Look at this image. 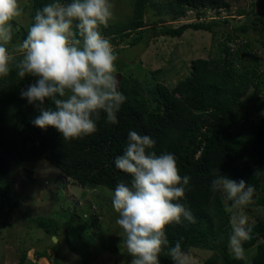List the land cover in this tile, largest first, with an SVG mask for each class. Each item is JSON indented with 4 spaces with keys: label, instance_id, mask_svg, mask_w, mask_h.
Wrapping results in <instances>:
<instances>
[{
    "label": "trees",
    "instance_id": "16d2710c",
    "mask_svg": "<svg viewBox=\"0 0 264 264\" xmlns=\"http://www.w3.org/2000/svg\"><path fill=\"white\" fill-rule=\"evenodd\" d=\"M31 1L32 18L36 10L49 2ZM261 1V4L253 1L251 7L241 8L239 0H164L162 5L154 0H135L132 17L121 22L111 19L107 27L102 26V35L122 40L136 33L133 44L146 37V32L153 37H182L186 30L193 28L217 35L220 32L217 27L229 23L228 18L202 19L179 26L152 20L151 29H147L145 16L149 4L152 3L158 13L164 15L163 18L171 16L173 20L186 16L189 11H195L198 19L206 18L208 10L220 13L239 5L238 14L246 19L232 27L227 40H235L241 34L249 41L235 51L227 43L222 44L221 53L225 57L192 59L188 71L180 75L176 83L158 80L153 85L148 77L144 78L143 85L137 80L131 82L122 74L119 91L127 99L118 113V123H106L102 114L97 122V131L81 139L66 141L54 128L42 130L32 124L38 110L21 98L20 91L32 83L33 78L20 80L15 71L0 78V214L5 212L4 200H15L20 204L21 196L13 189V159L47 160L82 187L95 189L105 186L114 192L118 180L128 179L115 167L114 161L123 154L131 129L150 135L156 141L154 151L158 154L172 152L180 175L191 177L190 190L182 202L190 207L196 223L185 221L182 225L169 226L167 237L170 244L181 240L186 252L191 247L210 250L211 254L203 264H264V217L251 225L252 238L243 244L248 249L247 253L256 246L252 258L236 260L229 254L230 214L224 210L225 201L221 193L211 190L210 174V169L219 167L221 173L229 178L245 180L255 188L251 205L264 206V194H261L264 189V96L260 101L253 98L251 105L243 100L252 86L264 93V64L262 66L256 57L252 64L240 67L236 60L228 58L232 54L237 59L243 58L247 52L254 54L251 48L257 42L264 51L262 31L256 39L249 37L251 30L257 33L260 26L264 27V0ZM18 37L21 40L26 37L25 28L18 30L13 39ZM155 72L157 76H151L157 80L160 71ZM251 117L257 118L259 124L251 144L247 145L243 139L245 133L238 125ZM26 173L35 179L33 170L26 169ZM33 220L48 232L54 230L57 235L59 224L55 217ZM217 240L221 243H216ZM71 248L85 255L84 249H78L72 243ZM23 253L22 262L27 256L26 251ZM44 256L45 252L38 254L39 258ZM83 261L88 263L85 257ZM160 264H171L170 257L161 253Z\"/></svg>",
    "mask_w": 264,
    "mask_h": 264
},
{
    "label": "clouds",
    "instance_id": "9594fccd",
    "mask_svg": "<svg viewBox=\"0 0 264 264\" xmlns=\"http://www.w3.org/2000/svg\"><path fill=\"white\" fill-rule=\"evenodd\" d=\"M113 9L111 0H49L35 11L26 37L13 43L14 22L23 8L19 0H0V78L13 71L20 80L33 78L20 96L38 110L31 121L35 127L54 128L72 141L94 134L102 114L106 123H118L127 98L119 91L118 56L101 32L113 19ZM155 144L150 135L129 130L123 154L114 161L128 177L117 181L112 195L115 223L129 264H160L161 253L171 264H192L181 240L170 244L167 237L169 226L196 223L182 202L191 177L181 176L176 156L158 154ZM210 174L211 190L222 194L230 214L227 250L243 260V244L252 238L245 208L254 202L255 188L222 174L219 167Z\"/></svg>",
    "mask_w": 264,
    "mask_h": 264
},
{
    "label": "rangeland",
    "instance_id": "374dc122",
    "mask_svg": "<svg viewBox=\"0 0 264 264\" xmlns=\"http://www.w3.org/2000/svg\"><path fill=\"white\" fill-rule=\"evenodd\" d=\"M134 1L111 0L114 4V20L121 22L130 19L133 15ZM163 1L154 0L161 5ZM253 1H256V4L262 3L261 0H239V3L241 8H249L253 5ZM19 3L23 8V15L14 22L16 34L18 30L27 29L32 21L30 12L32 1L19 0ZM238 7L239 5H233L228 11L223 10L220 13L208 10L207 17L201 19H198L195 11H189L186 16L173 20L171 16L163 18L164 15L159 14L157 8L150 3L145 16L147 29H151L149 27L152 20L179 26L216 17L228 18L229 23L217 27L220 30L217 35L193 28L186 30L182 37H153L146 32L144 34L146 37L134 44L132 40L136 33L122 40L109 36L107 39L118 56L117 73L120 70L119 72L122 71L121 74L129 77L131 82L137 80L143 85L144 78L148 77L153 85L158 80L172 84L178 81L180 75L188 71L192 59L225 57L226 55L221 53L222 44L227 43L232 51H235L249 41L241 34L235 40H227L228 32L232 31V27L242 24L246 19L238 14ZM256 8L262 9L257 6ZM260 27L257 33L253 30L249 32L251 39L260 37L261 31L264 33L263 25ZM18 40L21 39L19 37L13 39V43ZM259 46V42L254 43L251 48L254 54L247 52L243 58L238 57V59L232 54L228 58L236 60L237 65L243 67L252 64L257 57L263 66L264 51ZM157 70L160 71L159 79H152L151 75L156 74ZM142 91L149 96L146 90L142 89ZM263 96L264 93L258 92L252 86L243 100L251 105L253 98L260 101ZM256 120L257 118L253 117L250 120L243 119L238 125L242 133H245L243 139L247 145L251 144L258 127L259 121ZM12 168L13 189L21 197L19 205L15 200H4L5 212L0 214V264H85L84 257L88 261L87 264H129L131 258L122 245L120 229L115 223L118 214L112 208L113 190L105 186L95 189L82 187L72 178L64 176L56 166L43 159L32 161L13 159ZM26 169L33 170L35 179L27 175ZM261 194H264V189ZM245 214L249 217L251 226L264 217V206L248 205L245 208ZM49 216L55 217L58 221L57 235L54 230L48 232L33 220V218ZM54 236H57V241ZM71 243L78 249H84L85 255L72 249ZM255 247L251 248L249 253H247L248 249H245V258H252ZM24 251L27 256L22 262ZM40 252H45L46 256L39 258ZM188 253L192 258V264H203L211 251L191 247Z\"/></svg>",
    "mask_w": 264,
    "mask_h": 264
},
{
    "label": "water",
    "instance_id": "95a60500",
    "mask_svg": "<svg viewBox=\"0 0 264 264\" xmlns=\"http://www.w3.org/2000/svg\"><path fill=\"white\" fill-rule=\"evenodd\" d=\"M117 75H118V79L120 81L122 74L121 73H117ZM119 85H120V83H119ZM54 239H55V241H57L58 240L57 236H54Z\"/></svg>",
    "mask_w": 264,
    "mask_h": 264
}]
</instances>
